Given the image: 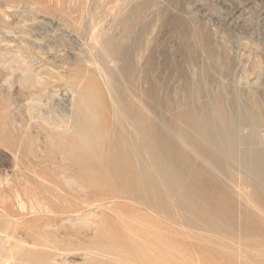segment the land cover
Returning a JSON list of instances; mask_svg holds the SVG:
<instances>
[{"label": "rangeland", "instance_id": "374dc122", "mask_svg": "<svg viewBox=\"0 0 264 264\" xmlns=\"http://www.w3.org/2000/svg\"><path fill=\"white\" fill-rule=\"evenodd\" d=\"M248 115L264 0H0V264H264L263 193L191 121Z\"/></svg>", "mask_w": 264, "mask_h": 264}, {"label": "bare ground", "instance_id": "6f19581e", "mask_svg": "<svg viewBox=\"0 0 264 264\" xmlns=\"http://www.w3.org/2000/svg\"><path fill=\"white\" fill-rule=\"evenodd\" d=\"M82 100L86 101L85 97H82ZM191 121L192 123H194V126L197 129L196 133L198 135L196 136L195 141L198 144L199 148L204 152L205 156L212 160L213 163H216V165L218 166L222 164L231 166L237 157H241L240 166L249 172L251 185L258 191L262 192L264 195V135H260L261 132L259 134V130L262 128L263 125L258 124V122L253 120L252 117L250 118L249 115L245 117V122L249 124L250 131L249 134L246 135V138L243 140L237 134L234 124L230 122L226 123L223 120H218L215 122L211 121L207 117H192ZM144 141L146 144V148L151 153V147L153 146L152 143L149 142L148 139H145ZM159 141L161 142L160 144L162 146H166L168 144L166 135H163V137L160 138ZM121 144L119 145V150L122 152V154H126V151L123 145ZM250 144H252L254 147L250 146ZM132 151L134 152L135 149L133 148ZM179 152L180 151H178V153ZM154 165L165 177L166 182L170 186L173 187L178 184L179 180L173 173L170 172L163 160L157 155H154ZM130 171L134 172L133 170ZM123 173L125 174L126 172ZM123 173H121V175ZM179 194L180 195L178 197V203L184 206L189 211L190 217L194 222H198V218L200 217V215L192 207L190 199L184 193ZM248 200L249 199H247V201Z\"/></svg>", "mask_w": 264, "mask_h": 264}]
</instances>
